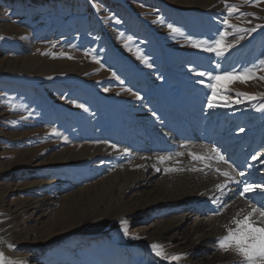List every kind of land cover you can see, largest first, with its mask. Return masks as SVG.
<instances>
[{
	"label": "rangeland",
	"instance_id": "1",
	"mask_svg": "<svg viewBox=\"0 0 264 264\" xmlns=\"http://www.w3.org/2000/svg\"><path fill=\"white\" fill-rule=\"evenodd\" d=\"M227 2L239 11L229 16L224 0H0V252L16 264H149L155 257L163 264H198L188 246L171 240L170 230L159 229L186 214V207L175 209L153 192L156 181L165 182L164 175L202 166L203 160L190 153L201 156L205 149L182 145L161 151L160 157H171L157 160L162 173L136 186V157L120 154L126 147L121 138H144L139 131L154 127L151 116L173 130L194 106L221 111L225 119L247 122L246 130L264 132V111L258 110L264 99L236 95L264 93V81H236L214 98L216 107L208 108L211 90L207 78L198 75L264 59V28L250 36L241 33L245 39L223 57L193 46L192 41L214 39L219 31L232 32L222 24L225 16L239 27L264 25V0L258 6ZM169 24L179 31L172 32ZM234 39L228 36L227 42ZM237 99L242 102L231 103ZM165 113L168 117L159 116ZM193 117L188 127L206 121ZM225 126L215 128L222 132ZM217 158L207 165L210 173L229 172L223 166L231 160ZM252 204L238 192L222 215L236 209L246 214ZM153 244L180 259L157 256ZM213 244L222 263L242 260Z\"/></svg>",
	"mask_w": 264,
	"mask_h": 264
},
{
	"label": "bare ground",
	"instance_id": "2",
	"mask_svg": "<svg viewBox=\"0 0 264 264\" xmlns=\"http://www.w3.org/2000/svg\"><path fill=\"white\" fill-rule=\"evenodd\" d=\"M183 95L185 94L183 93ZM183 95L181 97H183ZM186 95L190 97L189 94L186 93ZM189 97L186 96L183 98L189 100ZM142 100L140 99L139 102H143ZM198 107L194 106L193 109H190V112H186L184 114L185 120L180 122L181 125H178L173 130L167 129L165 122H163V120L160 121L161 118L158 119L156 116H151L154 127L150 128L147 126L145 128L146 130L139 131V135L144 138H139L137 134H129L121 138V142H124L123 144L126 146L123 150L128 147V151L124 153L121 152L120 154H130L129 159L131 156L136 157L133 162L134 165H138V169H135V171L138 172V176L135 177V179L132 178V180H135L133 185L139 186L145 185L152 180V178H155L158 173H162V165L158 164L160 162H157V160H159L157 158L160 157L158 154L161 153V151L163 152L170 147L179 148L182 145L194 147L195 150H198L199 147L204 148L205 151L202 152L203 154L201 156L206 157V159L199 162L202 165L200 166L202 169L201 172L197 169L199 167V163H197L198 167L193 164L196 170H194V172L192 171V173H176L177 175L171 177L166 176V174L162 177L165 181L164 183L160 180L156 181V190L153 192L154 194H157L159 198L161 197L165 202L169 201V203L172 204L171 206L175 209L186 207V214L174 217V221L172 223H170L171 221L167 222L166 226L161 228L159 225L158 226L159 229L170 230L171 233L169 238L178 245H182L183 247L184 245L186 247L188 246L191 250V256L198 260V264H240V261L222 263L221 261H223V258L220 252L215 250L216 247L213 243H218V237L226 234V226L234 227V225L231 224V220L232 217L238 213V210L236 209L228 216H223L222 212L224 206L240 192L239 190L242 189V184L238 185L230 181L226 188L217 189L215 185L223 184L226 179H223L221 174L210 173L207 167L210 166L209 164H211L212 160L215 161L216 157H218L217 153L212 151L213 148H216L219 155L224 157V160H231L229 164L223 167L229 169V173L234 177L235 181L244 180V182L254 185L264 184V132L257 127L246 130L245 128L248 124L245 121L240 120L239 124H237L236 120L231 121L225 119L228 116L224 117L222 115L223 113H220L221 111L215 114L217 111L211 113L203 107V111H201ZM193 115H200L206 120L205 123L200 126L188 127V122L196 119ZM147 116L149 115L146 113L143 114V117L147 118ZM159 116L168 117V114L165 113V115L161 114ZM210 116L211 118L209 119ZM172 119H174V117ZM209 120L213 121L214 125H210ZM223 123H226V126L224 127V131L220 132L215 126ZM238 125L242 126L241 129H243V131L235 132V128ZM183 126L188 128L184 129ZM258 126L260 127L262 124H258ZM228 132H231V134L228 135ZM186 138L195 139V141L184 143L183 140ZM229 140L230 142H228ZM202 143L205 145H202ZM113 151L117 153L119 149L114 148ZM164 155L163 153L162 156ZM253 156L257 157V159L253 160ZM139 158H143L144 162ZM146 158H152L157 165L152 166L147 164ZM234 169L238 173H236ZM147 173H150L149 176H147ZM240 173H244V175L241 177ZM250 177H252V179H250ZM258 192L259 191L246 194V197L249 200L251 199L252 203L257 206L264 202V198L259 197ZM262 194L264 195V193ZM189 197L193 198L186 199ZM209 199L213 200L206 201ZM156 223L157 222H155L154 225ZM149 264L163 263L159 258L155 257ZM188 264H194V262L189 260Z\"/></svg>",
	"mask_w": 264,
	"mask_h": 264
},
{
	"label": "snow or ice",
	"instance_id": "3",
	"mask_svg": "<svg viewBox=\"0 0 264 264\" xmlns=\"http://www.w3.org/2000/svg\"><path fill=\"white\" fill-rule=\"evenodd\" d=\"M262 0H245V3L252 4L253 6H258ZM225 8H227L228 15L230 16L233 12L239 11V8L235 4H229L227 0H224ZM241 16H253L256 14L254 12H240ZM160 19V18H158ZM162 22V21H161ZM249 23H251L249 21ZM222 24L225 28H230L233 31H219L214 39L210 40H201V41H192L193 46L196 48H200L203 51L208 53H214L216 57H223L229 49L233 48L235 44L239 43V41L245 39V35L250 36L252 33L256 32L257 29L264 28V25L257 24L253 27H239L236 24H232L229 22L228 17L225 16L222 20ZM169 29L172 32H178L179 29L174 27L172 24L168 25ZM241 33L245 35H241ZM228 36H234L235 39L229 43L227 42ZM191 40V37H189ZM128 40L131 41L132 37L129 36ZM61 55H64L61 53ZM143 61L147 63L148 58L142 57ZM151 67V65H149ZM216 68H220V65L217 64ZM260 70H264V59L259 60L257 63L244 67L242 69H233L232 71H224L220 70L218 72L207 71V72H199L198 75L200 77L207 78L206 86L211 90V95L208 96V108H214L217 104L214 101V98L220 96L222 92H227L229 86L236 82H247L253 79H259L264 81V75L258 76L257 73ZM115 75V73H113ZM201 84H205V80L199 81ZM237 96L243 97L247 100H257L264 99V93H245V92H237ZM140 97L137 95V99ZM242 101L237 99L231 101V103L239 104ZM227 97H225V104L227 105ZM81 108H84L85 111L87 109L83 104L80 105ZM264 111V103L259 105V109ZM243 131V129H241ZM115 147V146H114ZM125 152L128 150L125 149ZM213 152L217 153V156L220 160H224L222 155H219V152L216 148L212 149ZM194 159H206L204 156H200L195 153H190ZM161 162L167 159H171V157L161 156L158 157ZM253 160H256L257 157L253 156ZM173 169H166V171H172ZM196 170V169H192ZM220 172L219 169H217ZM220 174L226 177V180L223 184H217L215 187L217 189H224L227 187L230 181L239 184H242V189H240V196L245 197L247 193L259 191L264 193V184L254 185L250 183H246L244 181H235L234 177L227 171L220 172ZM241 177L244 173H240ZM231 224L233 226H226L225 235L218 237V247L222 250L228 251L232 250L240 257L242 260L240 264H264V202L260 203L259 206L256 204H252L250 206V210L247 211L246 214H241L240 212L236 213L231 220ZM121 225L124 228L125 236L128 235L127 231V222L121 221ZM9 247H14L13 245H9ZM155 254L163 259L168 261H176L180 259V255H167L163 252L162 249H159L156 244L151 245ZM0 264H16V262L7 258L3 252H0Z\"/></svg>",
	"mask_w": 264,
	"mask_h": 264
}]
</instances>
